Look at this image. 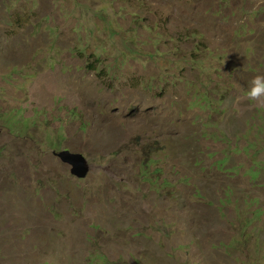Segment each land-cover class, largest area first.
<instances>
[{
    "label": "rangeland",
    "instance_id": "1",
    "mask_svg": "<svg viewBox=\"0 0 264 264\" xmlns=\"http://www.w3.org/2000/svg\"><path fill=\"white\" fill-rule=\"evenodd\" d=\"M257 74L264 0H0V264H264Z\"/></svg>",
    "mask_w": 264,
    "mask_h": 264
},
{
    "label": "water",
    "instance_id": "2",
    "mask_svg": "<svg viewBox=\"0 0 264 264\" xmlns=\"http://www.w3.org/2000/svg\"><path fill=\"white\" fill-rule=\"evenodd\" d=\"M53 154L57 156L63 163L71 166V174L76 178H85L89 171L88 161L81 153H73L69 150H62L60 152L54 151Z\"/></svg>",
    "mask_w": 264,
    "mask_h": 264
},
{
    "label": "clouds",
    "instance_id": "3",
    "mask_svg": "<svg viewBox=\"0 0 264 264\" xmlns=\"http://www.w3.org/2000/svg\"><path fill=\"white\" fill-rule=\"evenodd\" d=\"M247 100L264 106V74L255 75L244 93Z\"/></svg>",
    "mask_w": 264,
    "mask_h": 264
}]
</instances>
